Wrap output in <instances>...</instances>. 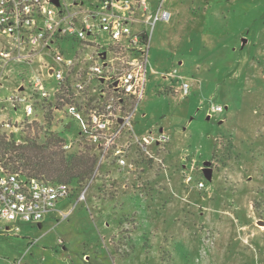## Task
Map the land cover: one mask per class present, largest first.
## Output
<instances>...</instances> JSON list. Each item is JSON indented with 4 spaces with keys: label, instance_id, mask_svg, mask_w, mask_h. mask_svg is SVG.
Returning a JSON list of instances; mask_svg holds the SVG:
<instances>
[{
    "label": "rangeland",
    "instance_id": "1",
    "mask_svg": "<svg viewBox=\"0 0 264 264\" xmlns=\"http://www.w3.org/2000/svg\"><path fill=\"white\" fill-rule=\"evenodd\" d=\"M210 3L214 8L223 4L221 15L230 9L229 20L218 19L211 11L206 17L201 3L195 13L198 23L191 22L187 15L191 0H168L164 7L172 11V18L157 22L152 31L150 68L184 76L189 83V94L181 97L177 88L149 69L139 109L146 116H137L135 127L142 135L144 129L157 125L169 135L164 147L150 148L160 161L140 155L132 161L143 169H136L134 175L115 167L96 171V162L92 175L82 182L83 186L91 182L87 202L75 205L69 197L57 202L60 211L75 205L67 217L49 211L38 222L41 226L0 220V264L15 260L22 264H264V55L253 54L249 63L232 56L226 66L225 56L222 60L199 47L201 31L225 38L226 32L232 35L241 29L249 43L256 34L259 39L262 34L256 30L264 28V0ZM194 24L198 29H193ZM186 35L191 43L183 48L173 45L174 38ZM6 43L0 35V48ZM249 43L246 53L260 49L262 42L252 47ZM59 44L67 55L78 47L72 39ZM44 56L52 63L51 56ZM175 60L186 61L184 71L171 66ZM203 61L212 69L211 78L194 71ZM28 71L16 61L0 66V116L15 127H0V132L18 144L35 135L39 140L56 135L62 141L72 136L76 138L72 147H61L64 153L91 155L77 135L76 122L61 112L45 110L38 121L28 123L24 113L6 100ZM215 105L223 111L211 112ZM207 161L210 179L203 173ZM200 181L203 188L198 187ZM107 183L112 189L103 191ZM124 183L123 190L135 197L122 194L119 187ZM73 184L80 189L81 182ZM98 187L103 194H98Z\"/></svg>",
    "mask_w": 264,
    "mask_h": 264
},
{
    "label": "built area",
    "instance_id": "2",
    "mask_svg": "<svg viewBox=\"0 0 264 264\" xmlns=\"http://www.w3.org/2000/svg\"><path fill=\"white\" fill-rule=\"evenodd\" d=\"M150 1L0 0V35L7 38L0 48V66L16 61L29 68L6 100L15 110H22L28 123L38 121L45 110L59 111L76 122L77 135L96 157V171L108 165L134 175L143 168L132 160L141 155L160 161L150 148L164 147L170 139L158 127L142 135L135 128L145 97L152 31L157 22H168L171 17L164 7L167 0H157L156 5ZM69 39L78 44L72 55L59 44ZM44 55L51 56L52 63ZM161 76L175 80L181 97L189 94L185 78L170 72ZM222 111L221 105L211 108V112ZM0 127L15 128L8 120H0ZM75 139L62 141V148L70 149ZM197 184L204 187L202 181ZM90 185L81 183L78 190L69 182L25 177L20 171L0 167V220L38 223L49 211L67 217L76 204L87 202ZM122 186L127 188L126 183ZM111 189V183L102 188ZM97 191L103 194L99 187ZM68 197L75 205L58 210L57 202Z\"/></svg>",
    "mask_w": 264,
    "mask_h": 264
},
{
    "label": "trees",
    "instance_id": "3",
    "mask_svg": "<svg viewBox=\"0 0 264 264\" xmlns=\"http://www.w3.org/2000/svg\"><path fill=\"white\" fill-rule=\"evenodd\" d=\"M38 136L18 144L0 132V167L20 171L48 182L82 183L96 165V157L89 154L67 155L61 148L62 138L53 135L39 140Z\"/></svg>",
    "mask_w": 264,
    "mask_h": 264
},
{
    "label": "crops",
    "instance_id": "4",
    "mask_svg": "<svg viewBox=\"0 0 264 264\" xmlns=\"http://www.w3.org/2000/svg\"><path fill=\"white\" fill-rule=\"evenodd\" d=\"M191 1H192V6L188 8V13L189 14L187 13V15H190V21L191 22H197L198 23L199 19L197 18L195 13H196L197 9H199L201 3H203L205 5V8H206L205 16L206 17L208 16L209 12L211 11L210 15L217 16L218 19H220V18H222L224 16H226V18H228V20L230 18V9H228L227 12H225V13H223L221 15L222 10H223L222 7H224L223 4H221V3L224 0H220L221 3H219V4H221V7L218 6L216 8H214L213 4L210 3V0H191ZM195 4H197V5H195ZM166 9H168V8H166ZM168 10L171 13V17H170V19H171L173 14H172V11L170 9H168ZM223 12H224V10H223ZM263 22H264V16H263ZM193 27H194L193 28L194 30L198 29V26L196 24H194ZM256 32H260L262 34L261 37L258 39L257 34H256V35L253 36V38H252L253 40L249 43L250 39L245 34H243L241 29H239L238 33H233L232 35H230L229 33L226 32L225 38H219L218 36H216V37L215 36H211L209 34L204 33V31H201L200 32L201 34L199 35V37L201 39V44L199 45V47H201V49L210 50V52H211L210 55L213 56L214 54H217L218 56L221 57L222 60L224 59V56H225V60H224V64L223 65H226V66L229 65L230 60H231L230 58L232 56L240 57L239 60L242 59L243 61H246L247 63H249L251 61V57H253V54L255 55V57L256 56H262L263 57V55H264V53L262 51L263 50L262 48L264 47V28L261 29V27H259L256 30ZM182 36H184V34ZM182 36L173 39V43H174L173 45L174 46L175 45L178 46V47L181 46L183 48L187 44L191 43V41H190V39H188L187 35H186L185 39ZM223 37H224V34H223ZM244 37H246V38H244ZM248 43L251 45V47L254 44H256V46H258V44L261 43L259 45V48L260 47L261 48L258 49V50H257V48H255V52L253 51V52L246 53L243 50L248 45ZM176 62H177V60L172 62L171 66L173 67V66H177L178 65V67H175V68L184 71L183 67L186 64V61L178 60V63H176ZM149 63H150V61H149ZM149 69H150V74H154V75H158V76L162 77L161 75L163 73L159 74L154 69H152V68H149ZM151 70L154 71V73H151ZM194 71L196 73H202L203 76H209L210 78L212 76V72H210V71H212V69L209 67V65H208V63H206V61H203L201 63H196ZM182 78H185V77L182 76ZM164 80L168 81V83H170L171 86L173 85L175 88H177L176 82H169L170 80H168L167 78H164ZM165 92L167 94L172 92L171 91V87L169 88V90L168 89L165 90ZM143 114H145V113H143ZM145 116H146V114L144 116L142 115V113L138 114L139 118H144ZM0 120L3 121L5 119H2L1 116H0ZM154 127H158L159 129L162 128V131H164L163 127H160V126H157V125H153L152 128H154ZM136 131H137V129H136ZM144 132H145V129H144ZM105 169H109V166L108 165H104L103 170L105 171ZM110 169H112V168H110ZM119 174H121V172ZM117 187L118 186H114V188H117ZM119 188H121L122 190L124 189L122 185ZM122 192H123L122 194L130 193V191H128V190L127 191L123 190ZM131 196H132V194H131ZM132 197H135L134 194H133ZM95 198L96 197H94L95 201H99V200L103 199V198L98 197L97 200H96ZM38 225L41 226V224H38Z\"/></svg>",
    "mask_w": 264,
    "mask_h": 264
},
{
    "label": "water",
    "instance_id": "5",
    "mask_svg": "<svg viewBox=\"0 0 264 264\" xmlns=\"http://www.w3.org/2000/svg\"><path fill=\"white\" fill-rule=\"evenodd\" d=\"M54 2H57V0H54ZM159 131H162V128L159 129ZM210 161L205 162L206 167L203 168V173L206 175L208 179L211 178L212 174V168L209 166Z\"/></svg>",
    "mask_w": 264,
    "mask_h": 264
}]
</instances>
